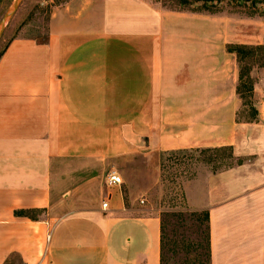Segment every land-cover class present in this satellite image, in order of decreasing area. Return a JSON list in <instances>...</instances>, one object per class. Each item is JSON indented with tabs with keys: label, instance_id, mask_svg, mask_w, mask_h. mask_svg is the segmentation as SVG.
<instances>
[{
	"label": "crops",
	"instance_id": "1",
	"mask_svg": "<svg viewBox=\"0 0 264 264\" xmlns=\"http://www.w3.org/2000/svg\"><path fill=\"white\" fill-rule=\"evenodd\" d=\"M208 25L150 0H68L44 44L9 42L0 264H161L159 212L126 191L121 165L223 147L240 163L186 181V205L208 215L209 264H264V101L255 121L237 120L238 64L209 45ZM263 85L264 74L255 100ZM110 171L120 186L105 184ZM32 210L36 220L15 216Z\"/></svg>",
	"mask_w": 264,
	"mask_h": 264
},
{
	"label": "rangeland",
	"instance_id": "2",
	"mask_svg": "<svg viewBox=\"0 0 264 264\" xmlns=\"http://www.w3.org/2000/svg\"><path fill=\"white\" fill-rule=\"evenodd\" d=\"M66 1L68 0H21L4 26L0 37V55L14 38L43 40L52 9ZM150 1L164 10L197 13L208 17L209 45L224 46L225 50L228 45H264L263 0H213L206 4L213 13L203 9L206 0ZM13 3L14 0H0V22ZM216 29L223 31L222 36L216 33ZM213 34H216V38ZM235 60L237 61L236 56ZM242 65L249 68V77L253 82L252 95L245 93L243 99H240L237 120L245 122L251 120L250 107L257 110L263 102L261 93L255 100L254 87L263 78L264 67L256 57L247 58ZM227 155L228 152L203 153L199 150L165 152L155 156L154 165L141 164L135 159L124 160L127 164L121 165L127 178L123 184L126 191L132 194L140 206L152 207L159 212L163 264H208L204 216L202 212L189 210L184 199L183 185L204 171L215 173L233 166L235 161ZM131 162L133 163L129 164Z\"/></svg>",
	"mask_w": 264,
	"mask_h": 264
},
{
	"label": "trees",
	"instance_id": "3",
	"mask_svg": "<svg viewBox=\"0 0 264 264\" xmlns=\"http://www.w3.org/2000/svg\"><path fill=\"white\" fill-rule=\"evenodd\" d=\"M213 0H206V2L204 3V7L203 9L205 11L211 12V9L209 7H206L208 2H212ZM219 2L223 1V0H217ZM237 1H245V0H237ZM264 3V0H263ZM57 6V5H56ZM35 39V38H33ZM38 43L40 44H44L47 41V37H45L43 40H37L35 39ZM226 51L228 53L234 54L236 56L237 62H238V67H239V73H238V84L236 87V94L239 98V100L243 99V95L246 93L249 96L252 95V91H253V82L251 80V78L249 77V68H247L246 66L242 65L243 62L247 59V58H259V60H261L262 62V67H264V45H259V46H245V45H228L226 47ZM251 108V120L250 121H245L247 123L249 122H253L256 120L257 118V110L254 107H250ZM183 151H187V150H183ZM183 151H172L170 153H182ZM190 151V150H189ZM200 152H207V151H213L216 153L219 152H228L227 157L229 159L234 160L233 155H232V150L230 147H223V148H217V149H202L199 150ZM209 162L211 161V159L208 160ZM235 161V160H234ZM237 163H240V161H235ZM231 166H229L228 168H230ZM40 211H19V212H15V216H21V217H28L31 220H36V215L39 214ZM203 216H204V221L205 223L208 222V215L206 212H202ZM207 226V224H206ZM207 229V248H208V264H209V233H208V226L206 227ZM161 264H163V248H162V231H161Z\"/></svg>",
	"mask_w": 264,
	"mask_h": 264
},
{
	"label": "built area",
	"instance_id": "4",
	"mask_svg": "<svg viewBox=\"0 0 264 264\" xmlns=\"http://www.w3.org/2000/svg\"><path fill=\"white\" fill-rule=\"evenodd\" d=\"M261 98L264 101V85L261 89ZM105 184L107 186H120L122 184V178L115 171H110L105 177ZM107 207V202L102 203L101 208L103 210L107 209Z\"/></svg>",
	"mask_w": 264,
	"mask_h": 264
},
{
	"label": "water",
	"instance_id": "5",
	"mask_svg": "<svg viewBox=\"0 0 264 264\" xmlns=\"http://www.w3.org/2000/svg\"><path fill=\"white\" fill-rule=\"evenodd\" d=\"M20 2H21V0H14L12 7L8 10V12L4 15L3 19L1 20V22H0V37H1V34L3 32L4 26L7 22V20L14 14V12L18 8Z\"/></svg>",
	"mask_w": 264,
	"mask_h": 264
}]
</instances>
